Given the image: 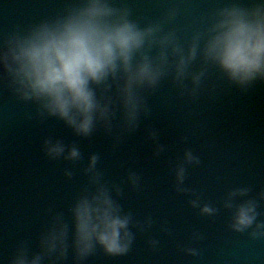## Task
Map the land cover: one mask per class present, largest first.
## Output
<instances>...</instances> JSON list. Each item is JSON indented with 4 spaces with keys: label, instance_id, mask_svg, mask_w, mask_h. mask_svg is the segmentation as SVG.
Returning <instances> with one entry per match:
<instances>
[{
    "label": "clouds",
    "instance_id": "obj_1",
    "mask_svg": "<svg viewBox=\"0 0 264 264\" xmlns=\"http://www.w3.org/2000/svg\"><path fill=\"white\" fill-rule=\"evenodd\" d=\"M156 27L139 28L128 19L124 10L112 6L111 0H76L64 13L41 22L22 33H13L0 44V69L10 77L16 92L24 100L39 102L48 115L62 120L82 136H87L98 118L110 116L108 107H101L95 86L119 74L118 92L123 118L135 124L140 99L138 91L155 86L169 70L182 79L189 65L199 56L214 65L228 80L246 85L264 78V0H225L211 16L207 27L185 50L176 45L169 33L157 36ZM155 46L158 52L149 55ZM170 57L174 58L170 63ZM201 74L192 77L199 81ZM50 156L64 152L60 142L46 143ZM72 148L67 158L79 159ZM185 159L194 160L191 153ZM96 156L89 158L86 172L95 168ZM177 181L184 178L178 167ZM70 207L72 241L78 257H86L95 246L108 255H122L128 250L131 234L129 217L121 213L108 188L98 174ZM229 194L225 207H231ZM208 206L202 213L211 214ZM255 205L246 202L236 207L231 227L242 232L256 220ZM255 235H264V224H256ZM67 226L59 218L41 236L40 245L48 252L63 255ZM41 257L28 259L21 249L13 264H40Z\"/></svg>",
    "mask_w": 264,
    "mask_h": 264
},
{
    "label": "water",
    "instance_id": "obj_2",
    "mask_svg": "<svg viewBox=\"0 0 264 264\" xmlns=\"http://www.w3.org/2000/svg\"><path fill=\"white\" fill-rule=\"evenodd\" d=\"M187 82L189 83V80H187ZM210 91L214 92L215 89ZM154 97L156 98V102L158 100L159 96V92L156 91L154 93ZM176 97V95L174 96ZM140 114V113H139ZM154 115V114H153ZM140 117V116H139ZM146 117V116H145ZM148 118V117H146ZM146 118H142V121H135L139 123V126L137 127L138 130V135H144L147 129V124L145 122H147ZM150 120V118H148ZM144 121V122H143ZM257 129H259L261 126L259 125H255ZM173 131L170 132L171 133V137L175 138V140L173 142H171L169 145H167V148H169L170 151H172L174 154L173 155H169V154H161V156L159 155V153H153V156H155V158L157 160H155L154 163L156 168H165L167 174H166V178L169 179V183L170 184H176L174 181H177L176 178V171L177 168L181 165V163H179L178 161H181V159H183V153L185 152V150H187L191 144V141L189 139V133L186 131V135L185 136H180L178 135L180 132V129L176 128V125L174 124V126L172 127ZM160 131H162L161 129H159ZM158 132V129H157ZM130 131L129 128H125V136L129 137ZM164 135V133H163ZM162 135V136H163ZM162 136H157V138L152 141V142H147L148 143H156L155 141L158 140L159 137ZM179 137V138H178ZM182 137H186L182 138ZM183 140H187L185 142H183ZM128 139L126 138L125 141H123V144H125L124 146L127 148L126 149H130V142L128 143ZM127 143V144H126ZM161 140H158L157 144H160ZM164 144V143H163ZM185 146H187V148L185 149ZM159 146H156L153 150L158 149ZM132 154V153H131ZM205 153L201 152L200 148H197V152L194 153L192 155V157H194V159H201L203 160V158L206 156L204 155ZM219 157V156H218ZM218 157L213 158V161L216 162L217 166L214 168L216 171H221L222 169V161L218 159ZM150 158H152V152L148 153V157H146L145 159V164L150 163ZM161 161V163H159ZM196 162H200L199 160H196ZM195 162V163H196ZM139 164H143V162L140 160L138 161ZM194 163V164H195ZM236 166V165H235ZM189 173H191L189 167L188 169H184V178L182 181V183H184L186 186H182V184L180 182H178V185H170L171 190L173 189V187H175L176 192H179V194H176L178 196L177 199H179L178 202H169V200H172V195L171 197H165V193H161L160 191L163 190V182L166 183V180H164L161 176V174L158 173V175L155 177V183L152 185V188H150L149 193H147L146 196H144V198L147 197V200L150 199L149 197L152 198V202H150V205H147L148 209L146 212L149 213H155V214H159L161 209H160V204L162 203V205L166 210V214H167V219L168 222H175L177 220H179V216L176 214V212H179V214H181V219H185V223L186 225H189L188 227H191L194 225V223H197L196 221L199 220V218H195V208H200V212H199V216L201 217V220L203 219L204 221V217H209L211 219V221L214 223V219L217 218V221H219V223L223 220H226L227 218L230 219V223L228 224V228L233 231L236 235L237 240L235 239L236 242V249L235 250H228V252L226 253V256H224L223 258H230L231 257L233 259H235V256L238 258V263L239 264H243L242 262V258L243 255L240 254H246L248 253L247 248L248 247H255L259 246L258 248L260 249V242L263 243L264 239L259 240V238L264 237V235H255V233L258 231L256 228V224H264V217H263V221H261L260 219H262L261 215H256V220L253 222V225L250 226L249 228H247V230H244L242 232H236L232 229L231 224H232V217L234 215L235 209L236 207H238L240 204L242 203H246V202H252L255 205V209L260 206L261 202H258L257 199V191L256 189H254L253 191L249 192L248 195H250L251 197L245 198L246 200L244 202H241L242 199H240L238 202L237 199L239 195L233 196L231 197V207H225V203L228 202V200L225 197V194L228 195L229 198V194L233 193V192H239V191H234L236 190V186L234 187L232 184V180L230 178H226L223 180L220 177V173L218 172L216 174L217 178L223 182L218 183V185H214L209 186L208 187H212V189H208L209 193H205L204 191V186H203V181L202 180V173L199 172L198 176H197V182L193 185V184H188L186 183V179L185 177L187 175H189ZM202 175V176H201ZM258 175L261 177L263 176V174L261 172H258ZM171 180V181H170ZM174 180V181H172ZM129 184H132V186H134V184H137L136 182H131ZM126 187H131V185H126ZM194 188H197V190H193ZM231 187V188H230ZM108 188V187H107ZM132 190H134L133 187H131ZM109 192L112 191L110 188H108ZM169 191H171L170 189H168ZM207 190V191H208ZM228 191V193H227ZM113 192H115L113 190ZM255 192V193H254ZM124 193V192H123ZM245 193V192H244ZM197 195V197L195 196ZM129 197H131L130 195H128ZM160 197H165V200L163 198H161V200L159 199ZM240 197V196H239ZM133 198V197H132ZM143 198V199H144ZM141 198L137 197L136 200L131 201L133 204L135 205H143L146 207V204L141 202ZM236 200V201H235ZM235 201V202H234ZM208 202V203H206ZM175 205V206H174ZM204 206H208L209 208L213 209L214 211L211 214H205L201 212V209ZM133 208H131L130 210H126L124 209L123 212H121L124 215H127L129 217V223L130 222H138L140 220H145L146 216L143 218H140L138 216H136L134 214V212L132 211ZM256 211V210H255ZM130 214V215H129ZM134 215V216H133ZM158 217L160 218V220L158 222H149V226L148 224H146V229L147 231H149L151 229V231L149 232L151 237H155L153 235V230L157 231L158 235L157 238L155 240H151L150 245L148 244H135L134 249L136 248L137 250H139L141 253L137 254L134 258V260L132 261L131 264H159L160 261H165L166 257L168 255V253H171L172 249L173 251V255L171 256V259L173 260V262H175L176 264H181V263H185L188 261H191L194 264H200V262L202 260H204L205 263H207L206 260L209 259V255H211L214 251L215 248L214 246L208 241L210 239V237L207 235L205 238H203L202 240H200V242H192V243H188L187 242V246L188 248H183L180 249V247L185 246L186 244H180L178 246V248L180 250H186L185 252H181L176 246L178 241L183 238V236L188 235V230L184 227H186L185 224H182L181 229L183 227L182 230H180V228L177 229V226L181 223H177L174 224L173 228H171V230H169V228L167 227H162L161 226V222L163 221V216L162 215H158ZM148 219H150V217H148ZM189 219V220H188ZM133 224V223H132ZM214 226V225H213ZM223 227V228H222ZM141 228V227H140ZM205 229H207V227H205ZM225 229V225H221L220 228H218L217 230H214V228L212 226L209 227V230L213 231L215 236L214 239L218 238H222L221 235L223 233ZM128 232L132 235L138 234V235H142L143 232L139 229V227H131L128 229ZM172 232V234H171ZM153 241H155V244H160L163 247V251L161 252V249H155L154 245H153ZM213 241V240H212ZM218 241V239H217ZM221 241V240H219ZM250 242L248 244H244L245 242ZM244 242V243H242ZM132 244V242H131ZM65 245H69V243H65ZM200 245L205 246V248L203 250H205V254L204 257L202 258L201 255L199 254V247ZM220 245H223L220 242ZM207 246V247H206ZM130 245L128 246V250L132 251V249H129ZM252 249V248H251ZM65 251V249H64ZM233 251V252H231ZM32 252V251H31ZM33 253V252H32ZM188 254V255H187ZM187 255V256H186ZM186 256V257H185ZM31 257H33V255H31ZM179 258V259H178ZM228 261V260H227ZM53 264L57 263V259L52 261ZM237 262V260H236ZM218 264H231V262H225V263H218Z\"/></svg>",
    "mask_w": 264,
    "mask_h": 264
}]
</instances>
